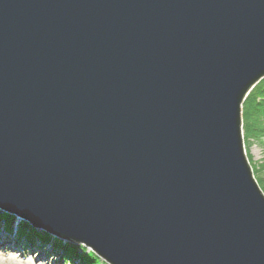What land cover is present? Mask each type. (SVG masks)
Segmentation results:
<instances>
[{"label":"water","instance_id":"1","mask_svg":"<svg viewBox=\"0 0 264 264\" xmlns=\"http://www.w3.org/2000/svg\"><path fill=\"white\" fill-rule=\"evenodd\" d=\"M263 77L264 0H0V213L109 264H264Z\"/></svg>","mask_w":264,"mask_h":264},{"label":"rangeland","instance_id":"2","mask_svg":"<svg viewBox=\"0 0 264 264\" xmlns=\"http://www.w3.org/2000/svg\"><path fill=\"white\" fill-rule=\"evenodd\" d=\"M244 115L245 113H243V119H244ZM261 121L263 119H260ZM243 124H244V148L246 149V156L248 158V160L250 161L257 177L259 178L263 188H264V137H261L255 133H252L251 131L247 132V127L245 125V122L243 120ZM264 135V134H263ZM2 219V218H1ZM18 219V218H16ZM20 221V228H32L33 230L35 229L34 227H32V225L25 223L23 220L18 219ZM2 222L4 220H1ZM13 222H17V220H12V224H10L11 226L13 225ZM26 226V227H25ZM36 232H39L38 230H34ZM14 234V231L11 233V235ZM19 236H17V238L15 237L16 242L20 243L23 241L27 242L24 239V237L18 232ZM47 234V233H46ZM29 235V234H28ZM31 235V234H30ZM48 235V239H50V241H57L58 239L53 238L52 236ZM10 236V235H9ZM29 238V236H27ZM31 237V236H30ZM8 239V237H7ZM27 240V239H26ZM60 241V240H58ZM40 243V241H37ZM35 242V243H37ZM28 243V242H27ZM38 243V245H39ZM43 243V242H41ZM63 242L61 241V245ZM60 244V243H59ZM66 246L70 245L68 243H64ZM44 248V243L41 244ZM6 248H2L0 247V264H82L78 258H73L70 262L66 261L64 255H60L61 257L58 258V262H55V260L51 259V260H44L42 257L38 256V254L36 252L33 251V249H27L25 247H21L20 245H16L13 248H9L7 247V245H5ZM28 246V244H27ZM30 246V244H29ZM73 246V245H71ZM76 247H78L79 252L83 255H93L96 256V258L99 260L98 264H109L107 263L102 257H100L99 255H97L96 252H94L90 247H87L84 244H78V245H74ZM73 246V247H74ZM18 248H21V250H18ZM46 249V248H45ZM23 255H21L20 252ZM33 251V252H32ZM58 251V250H57ZM50 256V255H49ZM55 256H50L49 258H52ZM53 260V261H52Z\"/></svg>","mask_w":264,"mask_h":264},{"label":"trees","instance_id":"3","mask_svg":"<svg viewBox=\"0 0 264 264\" xmlns=\"http://www.w3.org/2000/svg\"><path fill=\"white\" fill-rule=\"evenodd\" d=\"M244 122L247 127V132L251 131L261 137H264V77L251 89L248 96L243 102ZM260 119H263L262 121ZM2 218V219H1ZM14 217L7 214L0 213V221L4 220V223L11 224ZM26 227V226H25ZM20 234L28 235L26 228H20ZM46 237L48 235L44 233ZM30 235V234H29ZM28 235V236H29ZM58 245H61V241H55ZM60 243V244H59ZM65 245L64 243H62ZM64 246L63 255L66 261L70 262L73 258H84L86 264H98L99 260L96 256L83 255L79 252L78 247L67 245ZM71 264V263H69ZM101 264V263H100Z\"/></svg>","mask_w":264,"mask_h":264},{"label":"bare ground","instance_id":"4","mask_svg":"<svg viewBox=\"0 0 264 264\" xmlns=\"http://www.w3.org/2000/svg\"><path fill=\"white\" fill-rule=\"evenodd\" d=\"M248 94L246 95V97L248 96ZM244 150H245V154H246V149L244 148ZM14 219L17 220V222H13V225L12 226L11 225H8V223H4V222L0 221V247L6 248L5 245H7V247H9V248L10 247L13 248L16 245H20L23 248L25 246L26 250L27 249H33L34 252L37 251L36 253L38 254V256L42 257L44 260H51V259H53V260H55V262H58V258H60L63 255V252H65L63 245H58L53 240L50 241V239H48V237L45 236V234H44L45 232H42L40 230H38L39 232H36L34 230H37V229H34L33 230L32 228H29V227L26 229L27 230V233L28 234H31V235H29V238L27 237L28 235L22 234V236L24 237L23 240L27 241L28 243L27 242H24L23 243V241H22L21 242L22 245H21L20 243L16 242V240H15V237L17 238V236H19L18 232L20 233V224L21 223H20V221L18 219L13 218V220ZM23 221L25 223H28V222H26V220H23ZM11 224H12V222H11ZM13 231H14L15 235L14 234L11 235V233ZM7 237H8V239H7ZM37 241H40V243L37 242ZM35 242H37V243H35ZM41 242L44 243V248L41 247L42 246L41 244H43ZM38 243H39V245H38ZM27 244H28V246H27ZM29 244H30V246H29ZM18 250H21V248H18ZM18 252L21 253V251H18ZM22 253H21V255H23ZM49 255L50 256H55V258L54 257L49 258L50 257ZM78 260L82 264H86V261L84 260V258H79L78 257Z\"/></svg>","mask_w":264,"mask_h":264}]
</instances>
